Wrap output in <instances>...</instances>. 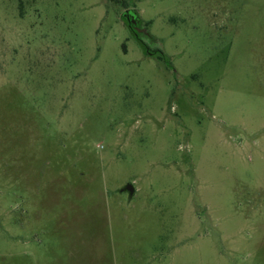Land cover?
Listing matches in <instances>:
<instances>
[{"label": "rangeland", "instance_id": "obj_1", "mask_svg": "<svg viewBox=\"0 0 264 264\" xmlns=\"http://www.w3.org/2000/svg\"><path fill=\"white\" fill-rule=\"evenodd\" d=\"M117 2L0 0V264H264V0Z\"/></svg>", "mask_w": 264, "mask_h": 264}, {"label": "flooded vegetation", "instance_id": "obj_2", "mask_svg": "<svg viewBox=\"0 0 264 264\" xmlns=\"http://www.w3.org/2000/svg\"><path fill=\"white\" fill-rule=\"evenodd\" d=\"M127 13L125 14V16L123 17V19H125V21L127 22V28L129 29V31L131 32V34H133L135 37L138 36L139 31H138V24H139V19L137 17V15L132 11V10H125Z\"/></svg>", "mask_w": 264, "mask_h": 264}, {"label": "water", "instance_id": "obj_3", "mask_svg": "<svg viewBox=\"0 0 264 264\" xmlns=\"http://www.w3.org/2000/svg\"><path fill=\"white\" fill-rule=\"evenodd\" d=\"M123 191H127V192L129 193V196H130V197L133 196V194H134V189H133L132 185H130V184L126 185V186L121 190V192H123Z\"/></svg>", "mask_w": 264, "mask_h": 264}, {"label": "trees", "instance_id": "obj_4", "mask_svg": "<svg viewBox=\"0 0 264 264\" xmlns=\"http://www.w3.org/2000/svg\"><path fill=\"white\" fill-rule=\"evenodd\" d=\"M113 1H116V2H117L118 0H113ZM119 3H120V2H119ZM117 4H118V2H117ZM122 4H123V5H122L123 7H126V6H127L125 2L122 3Z\"/></svg>", "mask_w": 264, "mask_h": 264}]
</instances>
